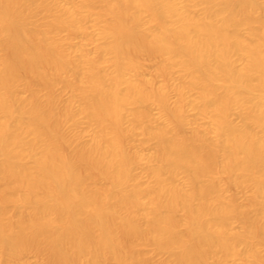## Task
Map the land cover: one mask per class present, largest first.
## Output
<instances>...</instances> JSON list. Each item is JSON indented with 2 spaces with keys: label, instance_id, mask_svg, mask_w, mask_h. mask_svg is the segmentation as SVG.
<instances>
[{
  "label": "bare ground",
  "instance_id": "1",
  "mask_svg": "<svg viewBox=\"0 0 264 264\" xmlns=\"http://www.w3.org/2000/svg\"><path fill=\"white\" fill-rule=\"evenodd\" d=\"M0 264H264V0H0Z\"/></svg>",
  "mask_w": 264,
  "mask_h": 264
},
{
  "label": "rangeland",
  "instance_id": "2",
  "mask_svg": "<svg viewBox=\"0 0 264 264\" xmlns=\"http://www.w3.org/2000/svg\"><path fill=\"white\" fill-rule=\"evenodd\" d=\"M108 17L103 18L102 20H107ZM75 43H79L80 42V38H77L74 40ZM137 59L139 60V62L142 64V66L144 67V71L146 74H150L156 64V59L153 56L147 55V54H139L137 56ZM86 124L84 123L83 126H85ZM228 192L229 193H234L236 194L237 198L241 201L243 199L242 194L238 193V191H236L232 186H228L227 187ZM161 255V253H159ZM30 260L34 261V262H38L40 260V257L38 255H30Z\"/></svg>",
  "mask_w": 264,
  "mask_h": 264
}]
</instances>
